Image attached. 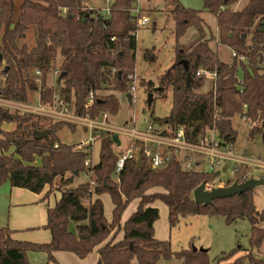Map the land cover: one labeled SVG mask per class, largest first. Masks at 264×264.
<instances>
[{"label": "trees", "instance_id": "obj_1", "mask_svg": "<svg viewBox=\"0 0 264 264\" xmlns=\"http://www.w3.org/2000/svg\"><path fill=\"white\" fill-rule=\"evenodd\" d=\"M201 1L202 10H194L179 0H164L174 20V60L158 78L157 87L159 92L171 88V109L166 117L153 121L162 135L182 126L186 139L193 143H199L214 127L221 145L231 150L237 138L232 120L239 118L245 107L248 123L261 122L248 130V137L258 135L264 145V0H247L241 10H234L240 0ZM133 5L134 0H112L106 17L82 5L81 0H0V79H4L0 97L26 105L28 93L38 92L40 104H52L56 88L47 86V76L59 61V74H64L58 84L59 95L73 107L75 115L92 120L103 113L115 115L119 110L116 94L129 93L132 80L127 76L135 70ZM203 11L214 15L215 35H207ZM189 28L198 36L181 45L179 40ZM28 31L33 46L24 43ZM212 41L235 55L229 64L211 50ZM37 70L41 73L38 82ZM199 70L215 73L213 88L206 93H198L205 81V77H196ZM146 85L154 87L151 82ZM89 93L93 102L86 107ZM3 123L12 124V129L2 130ZM65 127L74 130L66 122L0 107V186L8 183L12 188L40 194L45 186L55 184L61 192L55 206L48 209L43 227L50 233L49 243L17 241L12 238L13 231L0 227V264H30L29 252L44 253L52 262V253L57 251L82 259L120 230V241H110L98 249L96 264H130L133 259L137 264H158L161 260L212 264L208 250H193L189 244L175 251L170 240L155 239L153 224L159 214L150 207L155 201L167 208L169 230L193 216H219L226 225L248 220L249 248L236 246L215 257L214 262L264 264V259L252 252L261 249L264 241L260 227L264 211L256 210L254 189L215 199L212 205H198L193 201L194 189L214 182L218 172L185 171L175 158L162 168L151 169L142 146L137 145L141 166L136 164L137 157L126 160L116 174L117 156L108 135L100 140L98 163L87 167L90 148L77 149L60 142L57 134ZM42 132L45 137L36 139ZM248 170L240 165L224 187L247 181ZM79 176L88 180L73 186ZM155 189L161 192L149 193ZM102 194L109 195L113 206L110 223L104 218L102 202L92 200V196ZM134 200L139 201L137 209L120 228L121 215ZM238 253L243 255L235 258Z\"/></svg>", "mask_w": 264, "mask_h": 264}, {"label": "rangeland", "instance_id": "obj_2", "mask_svg": "<svg viewBox=\"0 0 264 264\" xmlns=\"http://www.w3.org/2000/svg\"><path fill=\"white\" fill-rule=\"evenodd\" d=\"M186 7L195 9L202 8L201 0H179ZM247 0H240L236 5V10H241ZM112 0H88L87 6L93 10H99L103 13L105 8L110 6ZM19 4V1H17ZM137 7L139 8V16L146 17L148 23L143 28H137L136 36V48H135V70L132 73L134 78V84L132 91L129 92L131 96V102L129 103L126 94L116 96L119 99V110L115 115H109L107 123L112 124L115 128H131L133 127L132 120L135 123L136 128L146 127L148 124L153 125L156 129L160 127L154 123L155 118H164L169 114L171 109V88L167 87L163 92H159L157 87L158 78L169 70L173 65L174 60V20L170 15L169 8L166 6L164 0H139ZM207 35H215L216 32V20L214 15L203 11L201 13ZM198 36V33L194 28H189L184 36L179 40L181 45H188ZM29 46L34 45V39L31 35V31L26 32V38L24 40ZM209 47L214 51L218 59L226 64H229L232 60L231 51L229 48L216 45L215 41L209 43ZM53 73L47 76V86H51L56 83L57 77H53ZM55 78V79H54ZM147 82H151L154 87L149 89L146 85ZM213 81L207 76L203 86L198 90V93H206L212 89ZM3 85L2 78L0 79V86ZM58 85V84H56ZM61 89V88H59ZM108 93V92H106ZM59 92L55 90L54 96L63 98L62 95H58ZM151 95L152 103L150 107L147 106L148 96ZM39 94L38 92L28 93L27 106L38 107L39 106ZM54 105V104H53ZM49 107V105L47 106ZM50 108H58L57 105ZM23 113V111L19 110ZM55 121V120H52ZM67 123V122H66ZM70 124V123H69ZM233 126L237 133L236 142L234 145V157L243 158L248 161H263L264 160V145L258 135L249 139L247 123L242 122L239 118L233 120ZM74 130L67 127L63 128L58 134L60 142L67 145L76 144L81 139L87 137V133L84 128L71 124ZM76 129V130H75ZM121 145L114 146V153L119 151L125 152L127 147L128 138L122 134L118 136ZM77 148V145H75ZM97 148V143L94 145L93 153ZM235 163L232 160H226L219 167L215 168V172H218L219 179L223 182H227L232 177L230 175L231 170L234 168ZM206 171V162L200 167V170ZM199 170V169H198ZM84 177V176H83ZM77 177L76 182H80L83 178ZM259 177L258 180H264V174L258 171L251 174L250 179ZM85 178V177H84ZM88 178L86 177V180ZM254 203L258 212L264 211V186L260 185L254 189ZM164 205L159 201L158 208L163 212ZM163 223V217H162ZM260 227L264 230V222L260 224ZM250 224L248 220H238L231 225H226L223 219L219 216H193L187 217L179 223L176 227L169 231V239L173 250L177 251L181 248H187L189 244L196 249L203 248L208 250V255L212 264L214 258L221 253H226L236 246H240L244 249L249 248L250 237ZM253 255L258 259H264V241L261 249L252 250ZM242 253H238L235 258L242 256Z\"/></svg>", "mask_w": 264, "mask_h": 264}, {"label": "built area", "instance_id": "obj_3", "mask_svg": "<svg viewBox=\"0 0 264 264\" xmlns=\"http://www.w3.org/2000/svg\"><path fill=\"white\" fill-rule=\"evenodd\" d=\"M88 0H81L82 5L87 6ZM139 0H134L133 9L131 12L132 17L136 19V27L143 28L148 23L146 17H140L139 8L137 7ZM91 9V8H89ZM109 6L103 10L106 17L108 16ZM235 55L231 53V57ZM240 61H245L244 58H239ZM36 81L38 82L41 76L40 71L34 72ZM54 77L60 75L58 68L53 70ZM134 75H128L127 78L132 80V85L129 88V92L133 89ZM209 76L214 84L215 73L208 72L205 70H199L196 72V77H206ZM4 80V79H3ZM212 84V88H213ZM93 102V95L89 93L87 98L86 107L90 106ZM54 104V105H53ZM57 105L58 108H50L51 106ZM0 107L13 111L21 110L24 113L35 114L43 116L55 121L67 122L70 124H75L84 128L88 133L87 138L77 145V149L90 148L94 143L100 142L104 136H113L120 134L128 138V147L125 152L116 154L117 161L115 165V173L118 174L123 167L126 160L135 159L137 153L139 152L138 146H142V153L146 158L148 165L151 169H158L166 166V164L175 158L177 161L181 162L182 169L185 171L197 170L195 163L192 159L194 155H198L204 158L206 162V172H215V168L219 167L226 160H232L235 163L234 168L231 170V177L238 171L240 165H246L249 167L247 173V179H250L251 174L259 172L264 174V160L263 161H248L243 158L234 157L232 154V149L225 148L221 145L218 139V132L213 127L210 129L206 136L199 141V143H193L188 141L185 136L184 128L179 126L173 133L162 135L160 129H156L153 125L148 124L143 129L131 128H115L107 123L108 115L106 113L101 114L99 119L92 120L88 118H82L74 114L73 107L64 102L63 98L57 99L54 96V101L49 107L40 104L38 107H30L27 105L19 104L16 102H11L0 97ZM239 119L242 122L248 124L250 128H257L261 125V122L256 119L250 123L247 121L245 114V107ZM134 121L132 120V124ZM184 154L183 158L180 157ZM87 167L92 166L91 158H87L85 161ZM217 179L212 183L204 184V191H211L216 188ZM93 185V183H91Z\"/></svg>", "mask_w": 264, "mask_h": 264}, {"label": "crops", "instance_id": "obj_4", "mask_svg": "<svg viewBox=\"0 0 264 264\" xmlns=\"http://www.w3.org/2000/svg\"><path fill=\"white\" fill-rule=\"evenodd\" d=\"M182 6L184 5L182 4ZM184 7L194 9V10H202V8L195 9V8L186 7V6ZM234 10H236L235 7H234ZM56 65L57 66L55 68H58L59 61L57 62ZM56 84H59V83H57V81L55 83L54 81V84L52 85V87L56 88L55 90L59 92L60 89L58 85ZM39 105H40V101H39ZM233 120H232V123H233ZM109 125L112 127H115L112 124H109ZM133 127L136 128L135 123H133ZM143 128L144 127H141V128L139 127L136 129H143ZM1 129L4 131H10L12 129V124L3 123L1 125ZM82 132L84 134L87 133L86 131L84 132L83 130ZM87 136H88V133H87ZM86 138L81 139L79 142H76V144H73V145L80 144ZM118 142L119 144L117 145L114 143V146L119 147L121 145L119 138H118ZM95 144L96 143H94L93 146L91 147L92 165L97 164L99 161L100 142H97V148L95 152L93 153ZM127 147H128V142H127ZM127 147L125 148V150L127 149ZM232 151L234 152V146L232 148ZM121 152L123 151H119L118 153H121ZM116 154L117 153H115V155ZM183 156L184 154L180 155L181 158H183ZM192 159L195 163L196 169L200 170V167H202V165L204 164V158L198 155H194ZM35 164L37 165L38 161H36ZM76 179L77 178L73 180V186H76L77 184L86 181V177L85 178L83 177L80 182H76ZM253 179L258 180L259 177H254ZM225 184L226 182H223L222 180H220L218 176L216 188L224 187ZM55 187H56L55 184H53L51 187L45 186L43 191L40 194H34L24 189L12 188L8 183L1 185L0 186V227H7L11 231H13L12 238L17 241L36 243V244L49 243L51 239L50 233L49 231L43 229V227L46 224L48 209L53 208L56 202L61 197V192L57 190ZM153 192H161V190L155 189V190L149 191V193H153ZM47 193L48 195L46 196ZM97 198L102 202L104 218L106 219L108 223H110L111 218H112L113 206L111 204L109 195L102 194L98 197L92 196V200H95ZM138 202H139L138 200H134L126 207V209L121 215L120 228H122L125 221L136 211ZM158 202L159 201H155L153 204L150 205V207L156 208L159 214L158 220H156L153 224L154 237L156 240H159V241H167L169 239V231H170L168 222H167L168 212H167L166 207H164L163 212L160 211L158 208ZM162 217H163V223H162ZM122 237H123L122 230H120L115 236L111 234L100 246L96 247L91 253H89L87 256H85L82 259L78 258L73 253L62 252V251H57V252L52 253V258L54 262L49 261L47 255L44 253L29 252L27 254V258L30 264H96L98 261V253H97L98 249L110 241L118 242L122 239ZM130 264H137V261L133 259ZM158 264H182V263L180 261H175V260L170 261V262H165L161 260L158 262Z\"/></svg>", "mask_w": 264, "mask_h": 264}, {"label": "water", "instance_id": "obj_5", "mask_svg": "<svg viewBox=\"0 0 264 264\" xmlns=\"http://www.w3.org/2000/svg\"><path fill=\"white\" fill-rule=\"evenodd\" d=\"M64 74H60L57 78V83H59L61 77ZM126 98L128 100V102H131V96L128 94H126ZM152 103V97L151 95L148 96V100H147V106L150 107ZM264 126V123H263ZM46 133L42 132V133H38L36 135V139H40L41 137H45ZM112 141L115 144H119L118 142V138L117 135H113L112 136ZM136 164L138 167L141 166V157L138 156L137 157V161ZM71 181V179H70ZM263 185L264 186V180L260 179V180H254V179H248L247 181H245L242 184H238L237 182H234L232 185L228 186V187H221V188H215L212 189L211 191H204V184L199 185L197 188L194 189L192 196H193V201L195 204L198 205H203V206H207V205H212L213 201L215 199H221V198H229L232 197L234 195L240 194L246 190H252L257 186ZM193 250H197L196 248L193 247ZM198 250L200 251H206L203 248H199Z\"/></svg>", "mask_w": 264, "mask_h": 264}]
</instances>
